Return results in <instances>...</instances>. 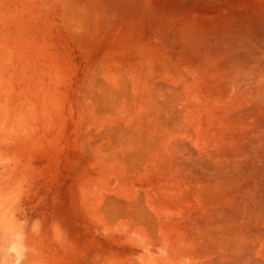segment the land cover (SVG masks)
<instances>
[{
  "label": "bare ground",
  "instance_id": "6f19581e",
  "mask_svg": "<svg viewBox=\"0 0 264 264\" xmlns=\"http://www.w3.org/2000/svg\"><path fill=\"white\" fill-rule=\"evenodd\" d=\"M48 18L37 85L54 143L68 137L64 170L146 166L149 193L179 205L185 260L264 264V0H51Z\"/></svg>",
  "mask_w": 264,
  "mask_h": 264
},
{
  "label": "rangeland",
  "instance_id": "374dc122",
  "mask_svg": "<svg viewBox=\"0 0 264 264\" xmlns=\"http://www.w3.org/2000/svg\"><path fill=\"white\" fill-rule=\"evenodd\" d=\"M50 5L51 0H0V264H62L54 260L47 228L53 219L51 193L63 187L56 177L64 169L52 160H65L68 137L54 143L58 135L43 121L37 85L38 37L49 22ZM87 148L80 151L85 160L92 154ZM96 164L77 169L89 175ZM145 167L139 168L142 179H133L138 171L127 177L147 182Z\"/></svg>",
  "mask_w": 264,
  "mask_h": 264
},
{
  "label": "crops",
  "instance_id": "0c3cea01",
  "mask_svg": "<svg viewBox=\"0 0 264 264\" xmlns=\"http://www.w3.org/2000/svg\"><path fill=\"white\" fill-rule=\"evenodd\" d=\"M52 161L56 168L66 169L65 161L63 162L61 161V163H58V161L55 159ZM77 166L74 165L76 169L79 168ZM95 167H97V164L94 165V168ZM73 171L74 170H72L71 168L68 171L64 170V172L63 170H59L58 172L59 176L56 177V180L60 179V183L63 185L62 190L51 193L52 201H53L52 204L53 219L49 224V228L47 229L51 230V243L53 244V255H54V260L56 262L62 264H83V263L94 264V262L95 264H132L131 262L135 260L133 262L135 264H198L199 263V260L196 259L194 255L187 260H185L183 257L182 249L184 248V244L186 243V241H184L185 228L182 225L180 227V220H179L180 218L178 219L180 215V211H179L180 209H178L179 205L178 203L172 201L170 203L169 196L165 194V195H158V197L154 198L153 195L149 193L147 187L143 185L146 184V182L133 181V179L129 177L126 178L117 177L118 179L114 181L112 179L97 174L93 176L83 175V174L80 175L79 173H81L82 171H78V170H75V172H78V175L76 173L72 174L74 173ZM76 178H78L79 180L77 181ZM82 178L84 179V181ZM71 185L74 187H72ZM89 185L93 186L92 190L89 187ZM115 193L117 194L116 196ZM141 194H143L142 195L143 197L141 196ZM108 196L111 197V199L113 197L115 201L113 199L110 200ZM125 196L129 197V200H131V201L126 200L127 202L126 205L125 203L121 204L122 199L125 202V198H126ZM106 197H107V201H106ZM139 197H142L144 202L143 200H141V198L138 199ZM116 200L119 202H117ZM139 200H140L139 206L138 207L136 205L134 206V203L135 204L138 203ZM146 200H148L147 201L148 204H146L147 203ZM158 200L161 202H157ZM102 202H106L104 203L105 205L102 204ZM117 203L121 204V206H118ZM130 203L132 209L137 207L138 210H141L142 207L139 209L141 205L146 206L147 208H149L147 209V211L149 212L153 211L157 219L154 220L155 217L154 219L151 218L150 216L151 212L150 213L146 212L147 214L145 213V215H147L148 217L145 219L144 215H142L146 210L145 208L143 213L142 212L138 213V210L135 209L133 210L132 213L134 214L137 211L138 217L136 215L137 213L135 215L125 214L127 212L129 213V211L131 210V208L128 207L130 206ZM79 204L81 205L79 206ZM106 205H108L107 206L108 208L106 207ZM116 206L120 208H117ZM124 206H127L126 209L128 208L130 209L128 211L126 209L125 210L122 209V207ZM161 207H164V209L167 208L165 210L170 211L172 213L171 216L164 218L159 213H157L160 211ZM171 207L174 208L172 209ZM87 210L89 213L87 212ZM104 210H106L105 213ZM123 210L125 211V213ZM122 211L123 214L120 215ZM106 212H108L109 215ZM173 213L174 214L177 213L176 215H178V217L173 215ZM103 214H105L106 216L104 215L105 216L104 217ZM107 215L109 216V218H107L108 217ZM117 215L118 218H116ZM127 215L129 216L132 215L133 217L134 216L136 217L134 218L130 217L131 218L130 219L129 216ZM111 216H113L114 219H112ZM89 217H91V219ZM173 217H176V219H174ZM135 218L136 219L138 218L139 220L138 219L136 220ZM108 219L111 220L109 221ZM133 219H135L136 222ZM140 219H142V221H140ZM147 219L153 221V223H151V221L148 220L151 223V225H154L151 226L152 228H150ZM112 220H114L115 222ZM143 220L145 221V223H148L147 224L148 226L146 224H145L146 227L145 225H143L144 222ZM157 220L159 221L157 222ZM156 222L157 224H155ZM122 241L125 242L123 243ZM173 242H175V244ZM172 243H173V248L171 246ZM187 244L192 246L194 249L195 241H192V239L187 240ZM178 246H180L181 249ZM169 247H171L172 249H169ZM162 250L166 252L165 257H162L161 254ZM89 252L92 255H89L90 254ZM85 254L87 258H85L86 257ZM85 259L87 261H85Z\"/></svg>",
  "mask_w": 264,
  "mask_h": 264
}]
</instances>
